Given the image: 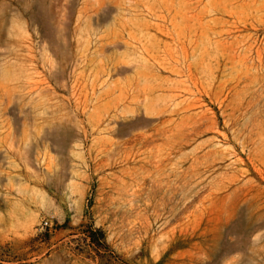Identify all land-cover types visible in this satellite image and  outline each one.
I'll list each match as a JSON object with an SVG mask.
<instances>
[{
	"label": "rangeland",
	"instance_id": "rangeland-1",
	"mask_svg": "<svg viewBox=\"0 0 264 264\" xmlns=\"http://www.w3.org/2000/svg\"><path fill=\"white\" fill-rule=\"evenodd\" d=\"M0 80L51 133L0 264H264V0H0Z\"/></svg>",
	"mask_w": 264,
	"mask_h": 264
},
{
	"label": "crops",
	"instance_id": "crops-1",
	"mask_svg": "<svg viewBox=\"0 0 264 264\" xmlns=\"http://www.w3.org/2000/svg\"><path fill=\"white\" fill-rule=\"evenodd\" d=\"M22 82L26 84L27 80H23ZM0 83H2L1 80ZM11 95V89L0 92V175L2 176L4 188L8 191L12 190L15 185L17 175L15 168L27 164L28 153L51 148V133L48 131L46 134L44 128H36L37 125H42L41 119L43 117H41L39 112L28 111L26 109L28 95L25 93L22 96L23 101H25L23 102L25 103L24 106L22 104L13 106V97ZM21 175L27 177L28 172L24 170L21 172ZM23 181L25 183L20 186H22L26 194L18 199L6 201L5 206L10 209L4 213L8 218L17 215V222L20 224L26 221L25 218L28 214V183H26V179H23ZM40 191L41 196H43V191H45L44 185ZM12 207L18 208L17 212H14L11 209ZM37 213L38 209L33 213L34 218ZM4 228L8 230L9 226H5Z\"/></svg>",
	"mask_w": 264,
	"mask_h": 264
},
{
	"label": "bare ground",
	"instance_id": "bare-ground-1",
	"mask_svg": "<svg viewBox=\"0 0 264 264\" xmlns=\"http://www.w3.org/2000/svg\"><path fill=\"white\" fill-rule=\"evenodd\" d=\"M170 128H171V127H170ZM142 135H143V134H142ZM142 135L140 136L141 139H142V137L144 136V135H143V136H142ZM186 137H187V136H186ZM188 137H189V136H188ZM137 138H138V137H137ZM134 139H135V138H134ZM183 139H184V138H183ZM139 140H140V139H139ZM146 140H147V139H146ZM172 140H173V139H172ZM184 140H185V139H184ZM144 141H145V140H144ZM147 141H148V140H147ZM178 141H179V139H178ZM185 141H186V140H185ZM190 141H191V140H190ZM176 142H177V141H176ZM140 143H141V142H140ZM141 144H142V143H141ZM186 144H187V143H186ZM163 159H164V158H162V160H163ZM158 163H159V162H158ZM158 165H159V164H158ZM171 168H172V167H171ZM180 170H181V169H180ZM178 172L180 173V171H178ZM150 174H151V173H150ZM176 174H177V173H176ZM151 175H152V174H151ZM149 176H150V175H149ZM176 176H177V175H176ZM178 176H179V175H178ZM184 176H185V174H184ZM184 176H183V177H184ZM192 176H193V175H192ZM147 177H148V175H147ZM189 177H190V176H189ZM189 177H188V178H189ZM145 178H146V176H145ZM145 178H143V179H145ZM141 179H142V178H141ZM141 179H140V180H141ZM145 180H146V179H145ZM145 180H143V181L145 182ZM186 180H188V179H186ZM143 181H142V182H143ZM179 181H180V179H179ZM188 181H189V180H188ZM140 183H141V181H140ZM177 183H178V182H177ZM202 183H203V182H202ZM180 184L182 185V184H184V183H180ZM158 185H159V184H158ZM193 186H194V185H193ZM190 187H191V185H190ZM190 187H189V188H190ZM195 187H196V186H195ZM171 188H172V187H171ZM181 188H182V186H181ZM183 188H184V187H183ZM189 188H188V190H189ZM193 188H194V187H193ZM193 188H192V189H193ZM190 189H191V188H190ZM170 190H171V189H170ZM185 190H187V188H186ZM171 191H172V190H171ZM258 236H260V234H259ZM258 239H259V238H258ZM261 242H262V241H261Z\"/></svg>",
	"mask_w": 264,
	"mask_h": 264
},
{
	"label": "built area",
	"instance_id": "built-area-1",
	"mask_svg": "<svg viewBox=\"0 0 264 264\" xmlns=\"http://www.w3.org/2000/svg\"><path fill=\"white\" fill-rule=\"evenodd\" d=\"M50 222L51 221L48 218L43 219V222H42L43 227H49Z\"/></svg>",
	"mask_w": 264,
	"mask_h": 264
}]
</instances>
